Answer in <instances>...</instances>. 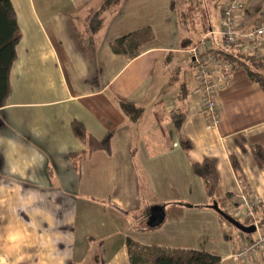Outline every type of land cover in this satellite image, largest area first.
<instances>
[{"label":"crops","instance_id":"1","mask_svg":"<svg viewBox=\"0 0 264 264\" xmlns=\"http://www.w3.org/2000/svg\"><path fill=\"white\" fill-rule=\"evenodd\" d=\"M100 1L10 0L20 39L10 91L0 107V135L34 144L46 161L34 174L12 176L6 171V144L0 143V256L7 264H130L129 237L147 246L203 250L218 256L220 264H264V252L245 262L230 259L243 232L222 222L214 209L198 206L207 200L190 165L212 158L217 197L236 195L234 155L264 216V172L251 153L256 144L264 147V91L243 68L219 56L238 50L218 34L227 0L218 3L216 27L197 6L202 0L187 5V0H121L95 32L88 19ZM176 2L186 11L198 7L200 35L193 36L189 21L187 29L180 27ZM261 24L264 0H244L236 28ZM145 28L153 37L139 46L137 56L125 60L112 51L114 40ZM204 34L220 60L211 65L219 112L215 127L201 111L188 51ZM183 37L189 39L186 48ZM118 101L134 103L136 112L124 115ZM177 113L185 115L179 131L173 122ZM73 120L97 139L113 130L110 152L92 151L79 172L69 153L85 145L72 131ZM33 129L46 135L34 138ZM179 135L191 141L188 153ZM238 136L244 137L245 152L235 142ZM60 144L69 146L67 153L57 151ZM260 226L264 229V222ZM14 231L24 236L16 247L8 240Z\"/></svg>","mask_w":264,"mask_h":264},{"label":"trees","instance_id":"2","mask_svg":"<svg viewBox=\"0 0 264 264\" xmlns=\"http://www.w3.org/2000/svg\"><path fill=\"white\" fill-rule=\"evenodd\" d=\"M121 0H101L95 8L92 9L88 25L90 30L99 31L105 21L106 13L113 14L118 7ZM191 3L187 0L185 4ZM201 3V0H199ZM179 5L178 18L181 28L187 29V11L186 5ZM197 6H201L198 4ZM207 12H202L203 22L206 20ZM153 33L150 29L145 28L128 33L122 37L117 38L111 43V49L114 53L125 60H130L138 55L139 46L150 40ZM20 39V31L16 21V15L10 0H0V107L5 104L6 98L10 91L9 73L11 65L16 58L15 47ZM180 44L183 48L189 46V39L182 38ZM219 56L222 59L230 62L234 68H243L251 80L259 85L264 91V60L257 57L255 54L248 51L231 50L229 52H220ZM118 107L124 115H130L136 112L137 108L134 103L126 101H118ZM185 118L184 113H177L173 117V122L177 131L180 130L182 122ZM73 133L84 143L85 148L77 152H70L69 157L73 167L77 172L80 170V164L85 160L92 151L102 149L105 152H110V139L113 135V130H109L105 135L97 139L87 133L86 129L78 120L71 122ZM235 142L240 149L245 152L244 137L238 136ZM179 143L182 149L188 153L192 147V143L188 138L179 135ZM252 156L256 165L264 172V147L260 144L254 145L251 149ZM230 164L240 181L241 185L246 189L250 196H253L248 190L240 165L234 155H230ZM192 172L201 178L203 182L204 193L206 196V204L198 205L201 207H209L216 202L219 212L215 210L216 214L222 222L229 223L223 214L230 213V208L237 206L232 193H227L224 197L218 198L216 195V188L219 184L218 173L215 162L212 158H205L200 162L191 161ZM193 206V205H192ZM260 202L256 205V215L258 217L259 225L263 224L264 216L259 213ZM246 224L244 220L237 219ZM148 229L152 227H147ZM248 235V233H244ZM226 239L228 235L224 234ZM126 247L129 256L130 264H220V258L216 255L197 249H170L158 246L142 245L131 238H126Z\"/></svg>","mask_w":264,"mask_h":264},{"label":"built area","instance_id":"3","mask_svg":"<svg viewBox=\"0 0 264 264\" xmlns=\"http://www.w3.org/2000/svg\"><path fill=\"white\" fill-rule=\"evenodd\" d=\"M244 0H227L220 10V28L218 34L226 46L237 47V51H248L262 58L264 53V24L240 31L235 25V15ZM207 34H204L188 51L192 56L196 81L201 94V111L209 127H215L219 121L217 104V84L213 80L212 64H219L216 53L209 48ZM239 181V180H238ZM237 206L230 208L235 219L254 225L252 233L242 234L237 247L231 252L230 259L234 262H245L264 252V229L258 223L255 207L260 202L256 196H250L239 181V189L234 197Z\"/></svg>","mask_w":264,"mask_h":264},{"label":"clouds","instance_id":"4","mask_svg":"<svg viewBox=\"0 0 264 264\" xmlns=\"http://www.w3.org/2000/svg\"><path fill=\"white\" fill-rule=\"evenodd\" d=\"M20 135L19 133L16 134ZM32 135L34 138L42 139L46 135V131L33 129ZM0 143L6 144V148L3 151L6 171L12 176H19L24 178L32 170L34 174L35 170L42 168L46 161V154L38 149L34 144L28 143L27 146L18 140L15 136H3L0 135ZM69 146L67 144H60L57 147V151L60 153H67ZM3 190V186H0V191ZM17 193L20 192V186L17 185L14 189ZM32 196H29V200ZM2 203V201H0ZM24 236L19 231L9 233L8 240L12 243L13 247L23 241ZM20 257L19 259H22ZM0 264H7V260L4 256H0Z\"/></svg>","mask_w":264,"mask_h":264},{"label":"rangeland","instance_id":"5","mask_svg":"<svg viewBox=\"0 0 264 264\" xmlns=\"http://www.w3.org/2000/svg\"><path fill=\"white\" fill-rule=\"evenodd\" d=\"M203 2V6L201 5L200 8L201 9H205L208 11V16L211 20V23L213 26H217L218 25V16H217V11H218V3L220 2V0H202ZM177 3V7H178V2ZM187 16H188V21L189 24L191 26V28H193L194 30V34L193 36L196 37L197 35H200L201 33V21H200V17H199V10L198 7H194L189 5L188 6V11H187ZM191 21V22H190ZM209 24L207 23V26ZM197 29H199L200 31L197 33ZM211 38V37H210ZM230 224V223H229ZM231 226L233 227L234 231H238L239 230L237 228H235L232 224Z\"/></svg>","mask_w":264,"mask_h":264},{"label":"water","instance_id":"6","mask_svg":"<svg viewBox=\"0 0 264 264\" xmlns=\"http://www.w3.org/2000/svg\"><path fill=\"white\" fill-rule=\"evenodd\" d=\"M211 208L219 212V208L216 202L211 205ZM223 216L230 224H232L235 228H237L243 233H252L255 229L254 225L243 224L242 222L238 221L237 219L228 214H223Z\"/></svg>","mask_w":264,"mask_h":264}]
</instances>
